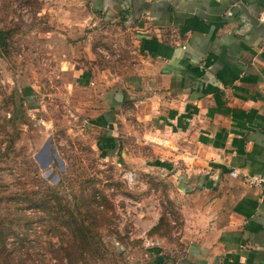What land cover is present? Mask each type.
Masks as SVG:
<instances>
[{
	"label": "crops",
	"instance_id": "1",
	"mask_svg": "<svg viewBox=\"0 0 264 264\" xmlns=\"http://www.w3.org/2000/svg\"><path fill=\"white\" fill-rule=\"evenodd\" d=\"M69 4L49 45L73 86L96 89L84 114L102 155L126 157L120 140L145 138L151 167L175 182L177 241L152 246L150 264H264V190L242 180L264 172V0ZM109 29L127 53L112 68L91 60V36Z\"/></svg>",
	"mask_w": 264,
	"mask_h": 264
},
{
	"label": "rangeland",
	"instance_id": "2",
	"mask_svg": "<svg viewBox=\"0 0 264 264\" xmlns=\"http://www.w3.org/2000/svg\"><path fill=\"white\" fill-rule=\"evenodd\" d=\"M69 1L79 6L80 0H0V28L7 31L0 39V218L7 211L20 222L18 235L5 239L8 264H150L159 257L152 246L177 241L175 182L151 167L145 138L120 140L126 157L102 155L84 114L96 89L73 86L49 45L50 35L64 32L59 24L69 19ZM87 20L97 31V19ZM98 33L107 39L91 36V60L109 68L117 59L126 63L127 53L115 51L117 31Z\"/></svg>",
	"mask_w": 264,
	"mask_h": 264
},
{
	"label": "trees",
	"instance_id": "3",
	"mask_svg": "<svg viewBox=\"0 0 264 264\" xmlns=\"http://www.w3.org/2000/svg\"><path fill=\"white\" fill-rule=\"evenodd\" d=\"M7 34V31H4L2 28H0V39L3 38ZM4 212L1 199H0V214ZM6 212V215L4 217L0 218V264H8L11 260V251L7 250V247L5 245V239L7 235L14 234L18 235L15 232L20 226V222L18 220L12 219L11 215H8V212ZM78 237L75 238V240ZM20 240H23L22 238H19ZM76 242V241H75ZM74 244V243H73ZM82 240L79 244H77L74 248V251H77L81 248Z\"/></svg>",
	"mask_w": 264,
	"mask_h": 264
},
{
	"label": "built area",
	"instance_id": "4",
	"mask_svg": "<svg viewBox=\"0 0 264 264\" xmlns=\"http://www.w3.org/2000/svg\"><path fill=\"white\" fill-rule=\"evenodd\" d=\"M260 19L264 22V13L261 14ZM231 175L238 176V170H233ZM242 180L245 184L264 190V172L263 173H244L242 174Z\"/></svg>",
	"mask_w": 264,
	"mask_h": 264
}]
</instances>
